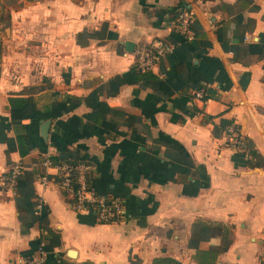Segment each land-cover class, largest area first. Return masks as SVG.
<instances>
[{"label": "crops", "instance_id": "obj_1", "mask_svg": "<svg viewBox=\"0 0 264 264\" xmlns=\"http://www.w3.org/2000/svg\"><path fill=\"white\" fill-rule=\"evenodd\" d=\"M181 1L190 4L211 46L192 52L189 60L176 46L152 70L166 79L174 74L175 63H183L195 84L169 96L135 83L120 85L116 93L108 90L107 80L129 68L140 41L180 39L167 19ZM5 21L0 172L11 161L29 169L41 164L46 152L56 157L76 149L95 165L91 186L121 195L128 213L121 222H100L93 211L76 210L48 169V182L41 186L35 179V190L45 200L41 213L47 211L48 226L60 232L61 245L44 250L45 257L150 264L154 256L170 255L198 264L188 239L192 224L205 220L221 224L231 240L215 264L261 263L264 165L248 166L247 151L232 146L225 134L214 136L212 128L220 117L232 118L264 158V0H23L17 9L9 7ZM102 23L107 24L102 41L77 43V32L97 30ZM188 44L199 47L195 37ZM32 85L44 88L29 93ZM203 91L217 96L196 101L204 111L194 112L193 98ZM11 93H29L39 109L25 113L24 122L12 123ZM50 102L51 109L45 110ZM101 106L138 119L129 126L126 115L99 111ZM204 113L212 116L210 121H202ZM46 119L44 138L40 125ZM17 134H26L31 148L7 157L6 138ZM157 136L181 144L194 167L187 170L169 159L164 145L153 141ZM15 196L0 192V264L37 257L44 244L38 222L19 219ZM211 244H221L220 237L201 239L198 248L208 250Z\"/></svg>", "mask_w": 264, "mask_h": 264}, {"label": "trees", "instance_id": "obj_2", "mask_svg": "<svg viewBox=\"0 0 264 264\" xmlns=\"http://www.w3.org/2000/svg\"><path fill=\"white\" fill-rule=\"evenodd\" d=\"M23 0H0V22L4 19L3 7L6 5L17 9ZM251 1V0H249ZM256 7V5H253ZM174 8H172L173 10ZM189 29L193 33L199 42V47H191L188 44V39L180 37V39H172L175 42L176 46L180 47L182 51L185 52V60L191 59L192 52H204L211 46V41L209 40L206 32L203 30L201 24L197 19H194L189 24ZM107 24L102 23L99 29L97 30H88L83 29L76 33L77 43L83 45L89 42L90 39L98 38L102 41L106 35ZM175 46V47H176ZM1 49V46H0ZM172 53V52H171ZM171 53L169 55H171ZM174 67L176 68L174 74L166 79H161L157 73L152 69H141L137 67L135 61L131 63L129 68L121 73L109 78L106 82L108 90L113 93H116L119 86L124 83H135L144 88H152L155 91L161 93L162 95L169 96L174 92L178 91L183 85L187 83L195 84V79L186 71L183 63H175ZM264 69V63H263ZM264 82V77L262 78ZM44 86L32 85L30 86L29 93L33 92L36 89H42ZM23 94H13L11 93L8 96V109L11 116L12 123H22L25 118L23 115L25 113H31L39 109L37 101L34 97ZM216 94L210 92L207 93L203 91L199 96L193 98L194 100V112H202V109L196 101H199L201 104L206 101L208 98L215 97ZM65 108V106L63 107ZM62 108V109H63ZM45 110L51 109V102L46 104ZM99 111H110L113 115H126L124 121L127 125L133 127V122L138 119L137 116L132 114H127L120 108L106 106L99 107ZM126 113V114H125ZM212 118L211 115L204 113L203 122H208ZM233 125L235 128H240L237 123L234 122L232 118L220 117L218 122H213L212 134L214 136H220L222 134L229 135L228 127ZM153 141L164 145L165 155L174 161L184 163L187 166V170L194 167L193 161L190 155L186 152L181 144L176 140H166L160 136L153 137ZM242 141L244 143V151H247L248 156L246 158V164L248 166L264 165L263 156L257 152L254 146L253 140L247 135H242ZM6 155L8 157L9 153L13 150H18L20 154H26L29 152L31 146L28 143L26 134H17L15 136H8L6 138ZM55 158V161H69L77 162L79 160H85L84 156H81L76 149H66L61 151ZM10 160H8L9 162ZM44 172V167L41 164H38L34 168L24 169L22 173L17 178V194L15 196V205L18 211L19 219L23 223L28 222H38L40 227V239L44 241L42 248L46 251H51L54 247L61 245V234L58 230H55L48 226L47 211L43 213H35L34 205L35 200L34 196L36 195L35 190V179L36 175ZM92 177L90 180H92ZM69 202L73 201L72 198L65 197ZM223 226L219 223L205 221V220H196L191 227V235L188 239V248L192 249L194 257L197 259L198 264H215V259L217 254L227 249L231 240L229 237L223 234ZM220 237L221 244H211V247L208 250H202L198 248V242L201 239H209L211 237ZM46 264H94L91 261H82L75 262L67 260L65 258H56L53 256H47L45 258ZM130 264H136L134 260H130ZM150 264H187L181 260L170 256V255H158L154 256L151 259ZM260 264H264V261L261 260Z\"/></svg>", "mask_w": 264, "mask_h": 264}, {"label": "built area", "instance_id": "obj_3", "mask_svg": "<svg viewBox=\"0 0 264 264\" xmlns=\"http://www.w3.org/2000/svg\"><path fill=\"white\" fill-rule=\"evenodd\" d=\"M195 19L189 3L181 1L170 12L167 19L168 27L172 33L184 39L193 37L189 24ZM174 41L163 37H151L140 41L134 48V61L138 68L152 69L156 64L167 57L175 48ZM228 142L235 148H244L242 133L233 125L228 127ZM41 165L44 172L36 175L37 183L44 186L50 177L48 169H53L52 175L55 184L61 189L63 195L72 198L71 205L76 210H91L100 222H121L127 216L125 199L118 194L100 192L91 186V176L95 171L93 162L85 159L77 162L55 161L48 152L42 154ZM24 170L20 161H11L7 168L0 172V192L8 191L17 194V178ZM35 213H41L45 208L43 196L36 192ZM45 251L42 246L37 257L19 258L17 264H46ZM260 260L264 261V245L259 251Z\"/></svg>", "mask_w": 264, "mask_h": 264}, {"label": "rangeland", "instance_id": "obj_4", "mask_svg": "<svg viewBox=\"0 0 264 264\" xmlns=\"http://www.w3.org/2000/svg\"><path fill=\"white\" fill-rule=\"evenodd\" d=\"M8 9L9 8L6 5L5 7H3L2 12L4 11V14H6ZM5 24H7V22L5 21V15H4L3 21L0 22V46H1V49H0V59H1V55L3 53V50H4L5 46H6L5 43H6V36H7V34L4 31Z\"/></svg>", "mask_w": 264, "mask_h": 264}, {"label": "water", "instance_id": "obj_5", "mask_svg": "<svg viewBox=\"0 0 264 264\" xmlns=\"http://www.w3.org/2000/svg\"><path fill=\"white\" fill-rule=\"evenodd\" d=\"M132 42L130 41H126L125 44L126 45H129L131 44ZM49 124H50V120L49 119H46L44 121L41 122V125H40V134L46 138L47 137V131H48V128H49ZM68 253L70 256H74L75 254V251L73 249H69L68 250Z\"/></svg>", "mask_w": 264, "mask_h": 264}]
</instances>
